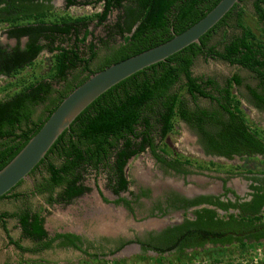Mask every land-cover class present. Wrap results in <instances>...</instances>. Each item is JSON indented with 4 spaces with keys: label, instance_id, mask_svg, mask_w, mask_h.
I'll return each mask as SVG.
<instances>
[{
    "label": "trees",
    "instance_id": "trees-1",
    "mask_svg": "<svg viewBox=\"0 0 264 264\" xmlns=\"http://www.w3.org/2000/svg\"><path fill=\"white\" fill-rule=\"evenodd\" d=\"M51 1L0 0V23L6 25L7 36L16 40L12 47L0 44V78L3 77L2 80L5 81L0 84V95H3L0 98V169L40 129L62 99L91 74L169 40L174 34L200 20L220 0H99L102 6L100 12L80 16L56 13ZM64 2L66 6L78 3L77 0ZM89 3L91 2L84 1V4ZM238 3L202 35L198 43H192L164 61L130 75L89 104L72 121L70 127L59 135L45 157L30 172L34 173L42 166L47 174L36 184L33 192L47 194L48 204L68 203L90 190V187L83 184L82 172L87 168L97 169L101 165L111 168L108 165L111 156L115 159L112 162L116 176L115 191L124 190L128 184L123 174L127 160L145 146L152 145L151 134L156 128L164 138L173 130L178 120L186 122L198 133L200 143L208 154L227 159H231L233 155H264V129L249 126L240 98L232 90V85H242V78L233 74L220 86L211 77H196L191 72L194 59L199 55L220 59L250 71L257 80V86H245L249 101L257 109L264 110V34L259 36L245 25L242 10L239 9L236 12L239 34L225 42L221 50L209 43L217 30L226 26L227 19L238 8ZM252 6L257 21L264 24V0H253ZM114 9L120 12L116 21L108 27V33L111 37H120L122 41L110 48L98 66L91 68V63L97 56L94 43H87L85 50L80 47L89 34L88 23L96 19L101 24ZM82 29L84 32L81 34ZM21 38H26L23 45ZM44 49L51 53L52 65L47 71L34 74V62ZM25 69L33 72L24 75L22 72ZM53 84L59 87L55 88ZM180 88L194 100L201 97L215 102L217 108L207 110L197 105L189 107L179 94ZM41 104H45L44 111L34 119L35 108ZM51 156H56L61 163H53ZM156 156L175 172L182 174L188 173L183 166L192 163L185 157H182L183 161L174 159L172 163ZM197 165L198 168L204 167ZM207 166L215 167L216 163L209 161ZM235 169L237 166L232 167L231 171ZM244 177L251 178L257 184L250 185L252 200L240 204L223 202L219 196L214 195H199L187 199L173 192V210L198 204L207 206L194 211L195 219L185 218L182 223L162 232L167 241L173 238V244L153 246L160 253L155 258L156 262L163 264L167 258L161 254L171 249L175 250L173 255L176 259L187 255L185 248H195L194 258L203 254L213 263L218 262L224 254H233L232 249L246 251L249 246L247 244L224 245L228 239H215L229 230L236 220L233 214L228 215V220L219 218L215 209L226 211L239 206L245 215L238 224L243 229H253L257 222L264 220V215H260L264 203V170L248 171ZM228 178H220L222 189L224 193L234 194V190L226 186ZM21 182L0 199H18L20 195L13 191ZM58 188L59 191L55 193ZM10 218L17 220L23 237L38 242L35 247L23 246L20 239L9 235L6 219ZM0 221L8 244L21 252L35 253L52 247V243L60 239L61 245H71L87 257L98 256L87 250L92 248L90 242L86 248H82V243L79 244L81 238L77 235L56 233L47 238V232L43 228L44 218L29 206L18 211L0 212ZM209 235L214 236L210 240L212 246L199 249L203 248ZM124 244L126 243L117 247V250ZM121 262L127 260H116V263Z\"/></svg>",
    "mask_w": 264,
    "mask_h": 264
},
{
    "label": "rangeland",
    "instance_id": "rangeland-1",
    "mask_svg": "<svg viewBox=\"0 0 264 264\" xmlns=\"http://www.w3.org/2000/svg\"><path fill=\"white\" fill-rule=\"evenodd\" d=\"M77 1V4L71 6H66L64 0H52L51 3L53 10L56 13L69 14L71 16L91 15L102 10L101 2L99 0ZM84 1H90L91 3L84 4ZM252 1L253 0H242L238 3V8L234 10L230 18L227 19L226 26L220 27L211 37L209 42L211 45H214L216 49L221 50L225 42H227L233 36L239 34L240 29H238L236 25V12L239 9L242 10V19L245 25L253 29V31H255L259 36L264 34V24L257 21L253 10ZM119 12L120 11L117 9L112 10L107 16L106 20L101 24H98L96 19L89 21L87 26L89 34L86 38V41L82 43L80 47L82 50H85L87 43H94L97 56L92 61L91 68L98 66L102 59L109 53L110 48L118 45L122 41L120 37H111L108 33V27L116 21ZM5 29L6 25L0 23V44L4 46H12L15 44V41L6 37ZM83 32L84 29L81 30V34ZM24 41L25 40L22 39V44ZM51 65V53L44 49L34 62V74H38L41 71H47ZM31 72H33L31 69H25L22 74L25 75ZM191 72L193 76L196 77H211L220 86H223L225 81L231 77V75L238 74L242 78L243 83L240 86L232 85V90L240 98L241 108L247 117L248 124L253 128L264 129V110L257 109L251 104L249 101L250 97L248 91L245 87L246 85H249L253 88L257 86V80L255 79L253 73L241 68L240 66L230 65L223 60L205 58L202 55H199L194 59ZM2 79L4 78H0V84L5 83V81ZM53 85L55 88L59 87L57 84ZM176 87H178V85ZM179 94L181 97H183L186 104L191 108H194L195 105L207 110H213L217 108L216 103L210 101L209 99L201 97L197 98L196 100L192 99L182 88H180ZM2 97L3 95H0V98ZM44 108L45 104L38 105L35 108V114L33 116L34 119L44 111ZM158 131L159 130L157 128L153 131V140L155 143H157V145L162 147L170 157L173 156V158L175 157L180 161H183L182 157H185L192 161L190 165L183 166L188 170V175L185 176L182 173L172 172L169 168H166L164 165L154 161L149 151L146 150L140 154H136L127 162L125 175L131 181V188H135L136 185L140 184L139 180L148 182L150 181L149 179L153 177L154 179H152V182L158 185L167 181V183H170L173 187L182 188V190H186L190 193H214L220 191L221 177H231L228 181L229 187L242 192V188L245 187V181L243 179L245 173L248 171L260 172L261 170H264V155L254 154L251 156H237L233 159L215 156L207 157V155L203 157L201 152L198 150L200 144L195 135V130L180 120L174 124L173 130L169 132L164 138ZM51 161L56 165L61 163V160L56 156H51ZM209 161L216 163V166L211 168L207 166V162ZM197 164H201L204 167L202 168L200 166V168H198ZM236 166L237 169H235V171H231V168ZM140 172H145L146 177L142 179L140 177ZM82 173L83 183L91 189L89 192L87 191V193L82 197L72 200L69 204L49 205L46 203L45 196L47 194L40 195L33 193L36 184L41 182L43 177L47 176L44 168L41 166L34 173L30 174L26 179H24L23 182L14 190V193L20 194L22 196H20L18 199L7 198L0 200V212L18 211L25 206H29L34 208V211L39 212L44 218L45 227L49 233H54L56 231L76 232L85 238L93 237L95 235H102V231L99 229L95 230L94 228V225L97 223L96 220L92 219L91 216V221L89 220L90 222H88V220L83 216L87 210H89V207L93 205L92 203L96 202L95 200L98 201V205L100 204L95 191L94 179L97 180L102 191L108 195L106 186V167L101 165L99 171H95L93 168H87ZM164 189L165 188L163 187L161 188V190ZM58 191L59 188L56 189L55 193ZM101 211L104 212L102 214H107L108 216L111 215V212L105 208L97 209V213ZM123 217L124 223L121 224L122 227L119 225V228L114 229V227H111L112 223L108 224V222L105 221L106 224L102 228L106 231H117L118 229L122 228L119 231L127 233L126 231L128 229H131L132 227H139L141 224L133 223L131 217L126 214H122V219ZM166 219H170L171 222L178 221L180 219L179 213L170 214L166 217ZM6 223L10 231L9 235L14 239H20V229L15 219L10 218L6 221ZM21 242L26 247H34V245L30 242ZM258 249H261L262 252H264V243L258 244L249 249L247 247L246 251L239 252L238 248L232 250H234L233 254L249 252L254 254L258 251ZM119 258L122 257L118 256L117 254L108 257L106 260H95L91 257H84L78 252L56 247H52L51 250H47L38 254L21 252L15 249L12 245L8 244L6 233L4 232L0 221V264H160L152 257L141 260H137L135 257H130L126 259L127 262L116 263V260H119ZM166 258L167 259H164L163 264H197L198 262H203L208 259V257L204 256L203 254L198 258H194L193 255H184L183 257L176 259L173 255L171 257L166 256Z\"/></svg>",
    "mask_w": 264,
    "mask_h": 264
},
{
    "label": "flooded vegetation",
    "instance_id": "flooded-vegetation-1",
    "mask_svg": "<svg viewBox=\"0 0 264 264\" xmlns=\"http://www.w3.org/2000/svg\"><path fill=\"white\" fill-rule=\"evenodd\" d=\"M6 29H5V35L6 37H8L6 34ZM9 39H13L16 43V40L14 38H9ZM22 39L23 38H21L20 42L22 41ZM195 133H196L195 135L198 139V142L200 144L198 150L201 152V155L203 157L207 155V157L215 156V157L225 158L223 156L208 154L205 151L203 144L200 143L198 133L196 131ZM146 150L149 151L154 161L164 165V167L166 168H169L172 172H175L173 168H171V166H168V164L163 163L156 155H159L160 157H163L167 162H172V163H173V160L176 158L175 157L173 158V156L170 157L169 154L166 153L162 147H160L159 145H157V143L154 142V140H153L152 145L145 146L144 149L138 152L137 154H140ZM133 156H131L130 158H132ZM237 156L238 155H233L232 159ZM114 160H115L114 157L111 156L110 159L108 160L109 161L108 165H110L111 168L109 166L106 167V171H107L106 186L108 190V195H106L102 191L101 187L98 185L97 180L94 179V183L97 189L95 191L97 193V198L99 199L100 204L98 205L97 204L98 201L95 200L96 202L92 203L93 205L89 207V210H87V212L83 216L85 219L88 220V222L91 221L90 217L92 216V219H95L97 222V223L95 222L96 225H94L95 230L99 229L100 231H102L103 232L102 235H95L93 237L85 238L84 236L76 232L73 233V232H65V231H61V232L56 231L54 233H49L45 227V222H43V228L46 230L47 235H48L47 238L53 237L56 233H70V234L77 235L81 238V240L79 241V244L81 245L82 243L81 245L82 248H86L88 242L90 243L92 242L91 243L92 248H89L87 250L90 252H94L98 255L97 257H91V258H94L95 260H102V259L106 260L108 257L116 255L125 246L131 245V244H137L139 246V249L136 251H131L126 254H123V256H121L122 258H119V260H126L130 257H135V258L140 257L141 259L152 257L155 259L159 257L160 253L157 252L153 246L155 245L166 246V245L173 244V238L167 241L166 237L162 236V232H164V230L168 227H173L174 225L182 223L185 218H189L192 220L195 219L194 211L203 206H207L206 204H198V205L189 206L186 209L173 210L172 208L173 192H176L187 199H193L199 195H214V196H219V199L223 202L230 201L232 203L240 204L242 202H249L252 200L253 191L250 188V185L252 183L257 184L251 178L248 179V178L243 177L245 181V185H244L245 187L242 188V192H239L236 189L232 188L234 190V194H233L230 192L224 193L222 189V181L220 180L221 185H220L219 192H214V193H209V192L194 193L192 192L190 193L186 190H182V188L173 187L170 183H167V181L164 183H161L160 185L155 184L154 182H152V179H154L152 177L151 179H149L150 181L148 182L139 180L140 184L136 185L135 188H131V181L125 175V169H126L127 162H128L127 160L126 164L123 167L124 177L128 181L127 187L124 190L120 189L116 192L115 191L116 189L115 177L116 176L113 173L114 166H112L113 164L112 162H114ZM94 170L99 171L100 166ZM140 173H141L140 177L142 179L146 177L145 172H140ZM184 175L187 176L188 174H184ZM248 176L251 177L250 174H248ZM230 178L231 177H229L226 182L227 187H229L228 181ZM162 187L165 189L161 190ZM86 193L87 192H84L78 197H82ZM78 197H75L72 200ZM70 202L68 203L54 202L51 205H54V204L65 205V204H69ZM30 208L33 212H35L34 208L32 207ZM98 208H105L106 210H109V212H111V215L108 216L107 214H102L104 213L102 211L97 213ZM215 210H216L217 216L219 218H223L224 220H228L229 214H233L235 215L234 217H236V220L233 221L234 225L230 227L229 230L226 229L227 230L226 232L224 231L221 235L216 236L215 239H217L218 241L228 239L229 241H226L224 245L240 246V244L244 243V244L249 245L248 249L258 244L264 243V220L263 219L256 223L257 226L255 228L243 229L242 226L238 225L239 222L244 218L243 217L244 214L240 210L239 206H236L235 208H228L226 211L221 210V209H215ZM261 210H262V213L260 215L263 216L264 215V203L261 206ZM173 213H179L180 219L178 221L171 222L170 219H166L168 215L173 214ZM122 214H126L129 217H131L133 223L135 224L141 223L140 226L132 227L131 229H128L126 231L127 233L120 232L119 230L122 228L118 229L117 231H110V230L106 231L102 228L106 224L105 221H107L108 224L112 223L111 227H114V229L119 228L120 226L122 227L121 224L124 223L123 222L124 217L122 219ZM7 220L8 219H6V221ZM15 221L17 223L16 219ZM6 227L9 230L7 223H6ZM123 227H124V224H123ZM19 229H20V235H19L20 244L23 245L21 241H27V242L32 243L35 247V245H37L38 242H35L31 240L30 238L23 237L21 234V228L19 227ZM9 234H10V231H9ZM47 238L44 239V241H46ZM213 238H214L213 235H209L205 239L206 243H204L203 248H199V249H206L212 246L210 240H212ZM197 241H201V239H197ZM60 242H61L60 239H56L52 243V247L72 250L86 257V254L82 253L80 250L68 244L61 245ZM123 242H125L126 244H124L120 249L117 250V247H119ZM216 244L219 245L220 243H216ZM52 247L45 248L42 250L40 249L38 250V252H35V253L38 254V253H41L47 250H51ZM194 250L195 248L190 247V248H185L184 252L187 255H193ZM29 253H32V252H29ZM174 253H175V250L171 249L170 251L163 252L161 255L164 257L166 256L171 257L173 256ZM206 261L210 262L211 264H264V254L262 255L251 254V253L224 254L220 256L219 261L216 263H213L212 260L209 258Z\"/></svg>",
    "mask_w": 264,
    "mask_h": 264
},
{
    "label": "water",
    "instance_id": "water-1",
    "mask_svg": "<svg viewBox=\"0 0 264 264\" xmlns=\"http://www.w3.org/2000/svg\"><path fill=\"white\" fill-rule=\"evenodd\" d=\"M238 1L220 0L200 20L182 32L174 34L169 40L112 63L91 74L75 87L62 99L21 150L0 169V197L30 175V172L45 157L59 135L68 129L72 121L98 96L130 75L164 61L167 57L192 43H198L200 37L222 19ZM95 190H97L96 186ZM138 249L137 244H131L125 246L117 254L123 256V254Z\"/></svg>",
    "mask_w": 264,
    "mask_h": 264
},
{
    "label": "built area",
    "instance_id": "built-area-1",
    "mask_svg": "<svg viewBox=\"0 0 264 264\" xmlns=\"http://www.w3.org/2000/svg\"><path fill=\"white\" fill-rule=\"evenodd\" d=\"M249 253H250V252H249ZM254 254L262 255V254H264V252H262L261 249H258V251H257L256 253H254ZM197 264H211V263L208 262V261H203V262H198Z\"/></svg>",
    "mask_w": 264,
    "mask_h": 264
},
{
    "label": "crops",
    "instance_id": "crops-1",
    "mask_svg": "<svg viewBox=\"0 0 264 264\" xmlns=\"http://www.w3.org/2000/svg\"><path fill=\"white\" fill-rule=\"evenodd\" d=\"M13 193H14V191H13ZM33 193H34V194H37V193H35V192H33ZM19 195H20V194H19ZM40 195H44V194H40ZM20 196H22V195H20ZM20 196H19V197H20ZM47 196H48V195L45 196V197H46V200H47ZM4 199H7V198H4ZM8 199H11V198H8ZM0 200H1V199H0Z\"/></svg>",
    "mask_w": 264,
    "mask_h": 264
}]
</instances>
